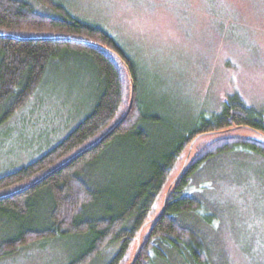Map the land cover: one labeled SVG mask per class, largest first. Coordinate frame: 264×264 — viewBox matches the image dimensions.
<instances>
[{
  "label": "trees",
  "instance_id": "16d2710c",
  "mask_svg": "<svg viewBox=\"0 0 264 264\" xmlns=\"http://www.w3.org/2000/svg\"><path fill=\"white\" fill-rule=\"evenodd\" d=\"M33 1L47 10L30 0H0V124L28 103L67 52L92 66L98 88L89 113L62 141L0 176V259L41 240L76 236L86 245L68 264H90L111 246L119 249L108 264H164L166 249L208 264L204 238L178 215L202 209L190 191L206 163L235 151L264 158V111L232 95L220 112L188 128L169 116L174 111L162 112L116 37L64 0ZM113 148L135 165L115 176L114 187L94 188L87 177L100 179L97 166ZM99 208L101 216L93 215Z\"/></svg>",
  "mask_w": 264,
  "mask_h": 264
},
{
  "label": "rangeland",
  "instance_id": "374dc122",
  "mask_svg": "<svg viewBox=\"0 0 264 264\" xmlns=\"http://www.w3.org/2000/svg\"><path fill=\"white\" fill-rule=\"evenodd\" d=\"M64 1L121 42L166 116L174 111L170 117L185 119L192 128L201 116L220 112L232 95L264 111V0ZM57 60L28 103L0 124V176L47 153L92 108L98 88L92 66L69 52ZM121 156L115 148L105 155L97 166L100 179L87 177L94 188L114 187L115 176H127L135 162ZM190 192L203 207L178 219L204 238L208 264H264L262 156L235 151L213 159L197 173ZM85 245L86 239L76 236L41 240L0 264H68ZM118 249L105 248L90 264H108ZM166 252L164 264L192 263Z\"/></svg>",
  "mask_w": 264,
  "mask_h": 264
},
{
  "label": "water",
  "instance_id": "95a60500",
  "mask_svg": "<svg viewBox=\"0 0 264 264\" xmlns=\"http://www.w3.org/2000/svg\"><path fill=\"white\" fill-rule=\"evenodd\" d=\"M193 146H191V148H192ZM191 148H190V150H191ZM132 263H133V261H132Z\"/></svg>",
  "mask_w": 264,
  "mask_h": 264
}]
</instances>
